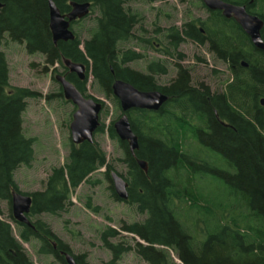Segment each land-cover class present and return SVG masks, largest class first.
<instances>
[{"label":"trees","instance_id":"16d2710c","mask_svg":"<svg viewBox=\"0 0 264 264\" xmlns=\"http://www.w3.org/2000/svg\"><path fill=\"white\" fill-rule=\"evenodd\" d=\"M53 1L64 14L71 11L72 2L92 4L88 16L96 11L98 14L86 39L75 31L78 21H74L71 28L75 39L54 42L49 0H0V200L7 202L20 235L19 240L11 223L0 220V264H33L22 244L31 241H39V254L52 255L60 264H68L65 253H70L76 264H90L87 254H75L41 215L61 216L67 212L73 204V192L83 183L98 184L93 174L103 168L113 199L127 203L144 216L141 221L123 222L121 231L110 226L101 231V240L112 253L108 264H117L128 252H134L148 264H264V106L260 102L264 98V50L255 48L240 26L220 11L206 10L209 17L201 21L205 30L202 36L194 35L191 30L192 23L201 18L186 24L190 28L163 31L168 44L164 49L140 36L144 30L142 25L137 30L141 14L125 6L130 0ZM224 1L245 4L264 20V0H253L252 4L250 0ZM186 37L201 43L204 39L211 41L208 48L212 55L227 63L231 77L223 91L213 93L205 84L195 87L191 70L177 63L179 78L171 86L158 83L156 76L168 72L162 61H150L147 73L129 65L144 58V54L127 47L130 42L140 40L164 55L175 57ZM6 39L25 45L28 54L44 55L48 66L60 64L61 73L86 97H93L87 93L86 86L92 76L97 88L114 100L117 110H121L113 94L117 79L139 90H158L170 97L159 111L127 112L138 137L135 155L128 143L116 135L115 121L108 127L110 137L123 147V158L119 160L126 165L127 172L118 173L128 182L127 201L116 195L111 178L115 169L95 139L75 144L70 138L65 164L52 169L43 190L23 192L19 188L15 178L17 169L29 166L35 157V139L24 132L23 114L28 99L40 94L11 86L9 63L2 50ZM64 59L84 63L86 79L80 80L69 72ZM242 62L248 66L244 67ZM93 98L104 108L103 101ZM104 131L101 125L96 133ZM188 141L221 157L224 166L219 168L212 162L214 167L209 173L223 179L231 198L228 203H217L213 194L198 187L197 181L206 176L203 171L209 164L186 148ZM139 159L147 162L148 171L140 167ZM14 192L32 196L28 215L31 226L14 219L11 206ZM178 202L188 204L201 215L204 227L200 238L184 221ZM86 206L98 209L90 200ZM122 232L132 234L134 242L126 237L118 243L112 242Z\"/></svg>","mask_w":264,"mask_h":264},{"label":"rangeland","instance_id":"374dc122","mask_svg":"<svg viewBox=\"0 0 264 264\" xmlns=\"http://www.w3.org/2000/svg\"><path fill=\"white\" fill-rule=\"evenodd\" d=\"M129 2V1H128ZM127 2V3H128ZM125 4L126 7L138 11L142 21L137 30L143 26V36L146 40L156 42V47H168L164 32H168L170 26L181 28L182 24L194 19L205 17L203 5L195 0H188L186 3L180 0H166L162 2H149L139 0ZM98 14L85 17L81 22L74 25L75 31L84 40L89 36L88 29L95 25L94 17ZM159 30V32H158ZM147 46L143 42H130L128 48L144 54V58L131 62L129 65L139 71L148 72L150 61H162L167 67V74L156 76L158 83L167 85L175 78L177 69L175 64H180L191 70L195 84L204 83L211 89L223 91L225 83L231 77V70L227 63L216 60L206 48L193 45L189 42L181 44L175 53V57L164 55L156 51L154 47ZM2 50L9 62V76L12 87L28 88L39 93V97L30 98L27 101V108L23 114V128L26 136L35 139V157L29 166H20L15 178L19 188L23 192L41 191L45 187L52 169L65 164L71 138L70 124L76 106L67 101L64 97L61 84L55 79L56 75L62 74L63 67L60 64L48 66L45 56L42 54H28L25 45L6 39ZM182 55L183 58L179 57ZM198 58L205 61L201 62ZM48 68L46 71L44 68ZM87 93L104 102V108L100 113V126L104 125L105 131L95 133L94 139L100 144L108 155L109 162L113 165L114 171L127 172L126 165L119 159L123 158V147L118 140L112 139L108 127L112 121H116L122 111L116 109L115 102L107 98L95 85L94 78L89 76L87 81ZM51 96V99L48 96ZM99 126V127H100ZM197 149H194V148ZM187 149L192 150L198 159L205 160L209 164L203 173L205 177L198 179V187L214 195L215 201L229 202V190L222 178H217L209 173V169L214 167L213 163L221 168L222 159L203 146L187 142ZM194 149V150H193ZM213 162V163H212ZM221 163V164H220ZM106 169H101L93 174V180L98 179V184L92 185L83 183L72 194L73 204L67 212L61 216L49 214L41 215V218L50 224L52 230L63 241L70 245L75 254H87V261L90 264H108L112 260V253L107 249L101 240V231L107 227H112L121 231L122 223H132L141 221L144 216L135 212V209L125 202L115 201L109 187L110 181L103 174ZM186 173V170H184ZM183 180V179H182ZM196 191V189H195ZM98 209H90L86 206L88 201ZM183 219L188 226L193 228V233L197 238L201 237L204 223L201 215L196 210H191L188 204L178 202ZM0 218L11 223L13 233L20 240L17 226L10 217L9 206L6 201L0 200ZM196 227L194 229V226ZM133 235L126 232L112 239V242H119L122 237L132 239ZM205 238V237H204ZM138 239V238H137ZM26 254L33 264H60L52 255L46 256L37 252L40 247L39 241L22 242ZM172 255L175 257L174 252ZM176 259V257H175ZM117 264H148L134 252L125 253Z\"/></svg>","mask_w":264,"mask_h":264},{"label":"water","instance_id":"95a60500","mask_svg":"<svg viewBox=\"0 0 264 264\" xmlns=\"http://www.w3.org/2000/svg\"><path fill=\"white\" fill-rule=\"evenodd\" d=\"M201 1L207 9L211 11L219 10L224 17L234 18L250 38L254 47L258 50H264V40L262 38L264 20L258 15L248 13L246 5H238L224 0ZM71 5L72 10L64 15L55 2L49 0L50 28L55 43L74 40L76 36L70 28L71 22L86 17L90 12L91 4L89 2H72ZM64 65L69 69V72L75 73L80 80L86 79V65L84 63L64 59ZM242 65L244 67L248 66L246 62H242ZM55 79L61 84L65 99L76 106L70 124L72 142L75 144L85 141L93 142L94 134L100 126V113L103 104L93 97L84 96L63 74L56 75ZM113 94L119 101L122 110V115L113 124L115 133L121 141L128 143L131 153L135 155V151L139 148L138 137L132 130L127 112L131 109L159 111L168 100V96L158 90H139L131 83L121 79L114 82ZM260 102L264 106V98ZM138 163L144 171H148L145 160L139 159ZM111 178L118 198L127 201L129 198L128 182L116 171L111 172ZM32 203L33 198L31 195L14 192L11 202L12 214L18 223L32 225L28 216L31 212ZM65 255L68 264H76L70 253H65Z\"/></svg>","mask_w":264,"mask_h":264},{"label":"flooded vegetation","instance_id":"af4514ba","mask_svg":"<svg viewBox=\"0 0 264 264\" xmlns=\"http://www.w3.org/2000/svg\"><path fill=\"white\" fill-rule=\"evenodd\" d=\"M136 1H139V0H130L127 4H129V3H131V2H136ZM144 1H149V2H162V1H166V0H154V1H150V0H144ZM188 0H185V1H180V2H184V3H186ZM195 1H197V2H199L201 5H203V9L205 10V17H201V20L200 21H196V22H194V24L192 23V32H193V34L195 35L196 33H201V35L200 36H202L204 33H205V30H204V28H203V26H202V23H201V21H203L204 19H206V18H208L209 17V14L207 13V8L204 6V4H203V2L201 1V0H195ZM86 3V2H85ZM90 3V2H89ZM250 3L252 4V3H254L253 2V0H250ZM91 4V3H90ZM245 5V4H244ZM91 6H92V4H91ZM91 6H90V12H91ZM129 7V6H128ZM206 8V9H205ZM72 10V9H71ZM209 10V9H208ZM211 11V10H210ZM215 11H219V10H215ZM247 11H248V13H250V14H253L250 10H248V8H247ZM221 12V11H220ZM62 13V12H61ZM62 14H64V13H62ZM66 14H68V13H66ZM221 14L223 15V13L221 12ZM65 15V14H64ZM256 15V14H255ZM224 16V15H223ZM85 18V17H84ZM83 18H81V19H76V20H74V21H81ZM231 20H234L235 22H236V20L234 19V18H230ZM74 21H72L71 22V25H70V28L72 27V23L74 22ZM189 22H186L185 24H182L181 25V28L180 29H183V28H190V26H186V24H188ZM237 23V22H236ZM238 24V23H237ZM239 25V24H238ZM172 28H174V26H170V28L169 29H171L172 30ZM241 28V27H240ZM242 29V28H241ZM71 30H72V28H71ZM73 31V30H72ZM74 32V31H73ZM198 36V35H197ZM202 39H204V38H202ZM186 42H189V43H191V44H193V45H196V46H199V47H204V48H206L207 49V51L212 55L213 53L209 50V48H208V46L210 45V43H211V41H209V40H205L204 39V41H202V43L201 42H198V39L196 40V39H191V38H188V37H186V40L184 41V42H182L181 44H185ZM154 43H156V42H154ZM181 46V45H180ZM180 48V47H179ZM181 55V54H180ZM215 58H216V56L215 55H213ZM216 60H218V58H216ZM9 63V62H8ZM225 63V62H224ZM176 67V66H175ZM185 68V67H184ZM187 68V67H186ZM176 69H177V73H176V75H175V78L172 80V81H170L169 82V84H167V86H171L172 85V83H173V81L174 80H177L178 78H179V69L176 67ZM188 69V68H187ZM75 74V73H74ZM193 79V78H192ZM193 84H194V86L195 87H199L201 84H204V83H199V84H195L194 83V81H193ZM206 85V84H205ZM207 87H209L210 88V86L209 85H206ZM211 89V88H210ZM212 90V92L213 93H219V91H217V89H211ZM169 99H170V97H168V100L166 101V102H168L169 101ZM173 116V115H172ZM192 123H195V122H192ZM0 220H2V221H5V220H3V219H1L0 218ZM8 222V221H7Z\"/></svg>","mask_w":264,"mask_h":264},{"label":"bare ground","instance_id":"6f19581e","mask_svg":"<svg viewBox=\"0 0 264 264\" xmlns=\"http://www.w3.org/2000/svg\"><path fill=\"white\" fill-rule=\"evenodd\" d=\"M149 111H151V110H149ZM129 117V116H128Z\"/></svg>","mask_w":264,"mask_h":264}]
</instances>
